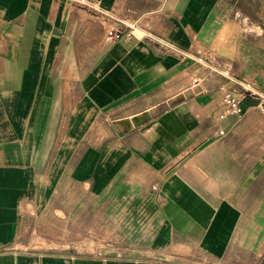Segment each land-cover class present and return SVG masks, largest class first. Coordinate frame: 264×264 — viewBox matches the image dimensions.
I'll return each instance as SVG.
<instances>
[{
	"label": "crops",
	"instance_id": "1",
	"mask_svg": "<svg viewBox=\"0 0 264 264\" xmlns=\"http://www.w3.org/2000/svg\"><path fill=\"white\" fill-rule=\"evenodd\" d=\"M261 21L264 0H0V264L264 256ZM230 87L238 114L223 111ZM51 212L91 218L89 241L141 246H30Z\"/></svg>",
	"mask_w": 264,
	"mask_h": 264
},
{
	"label": "rangeland",
	"instance_id": "2",
	"mask_svg": "<svg viewBox=\"0 0 264 264\" xmlns=\"http://www.w3.org/2000/svg\"><path fill=\"white\" fill-rule=\"evenodd\" d=\"M169 88L167 87L168 91ZM95 231L94 222L89 217L85 221L72 220L69 224V222L63 220L62 212H51L29 223L25 232V240L28 241L30 246L44 251L93 252L118 250L120 254H124L131 251L132 247L141 246L126 243V239L123 237H119V243L115 244H100L89 241V237L95 236ZM79 240L84 241L76 242ZM258 247L259 245L254 244L232 245L229 258L237 264H260L264 256L258 254Z\"/></svg>",
	"mask_w": 264,
	"mask_h": 264
},
{
	"label": "built area",
	"instance_id": "3",
	"mask_svg": "<svg viewBox=\"0 0 264 264\" xmlns=\"http://www.w3.org/2000/svg\"><path fill=\"white\" fill-rule=\"evenodd\" d=\"M84 1V0H83ZM259 27L264 26V21L259 22ZM263 28V27H262ZM264 33V32H263ZM108 34L113 38H120L124 33L120 30H113L110 29L108 31ZM159 47L161 48L163 53H170L174 55H180L181 52L176 49L172 44L166 41H160ZM199 62H203V58H198ZM241 89L243 90H250L249 85H244L243 83H240ZM244 99V92H241L239 94H234L232 87L227 88L222 94V103H223V111L225 114H238L242 111V101ZM223 132V131H221Z\"/></svg>",
	"mask_w": 264,
	"mask_h": 264
}]
</instances>
